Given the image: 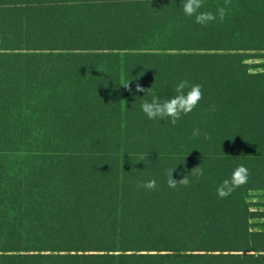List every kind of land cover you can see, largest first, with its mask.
Here are the masks:
<instances>
[{"label":"trees","instance_id":"16d2710c","mask_svg":"<svg viewBox=\"0 0 264 264\" xmlns=\"http://www.w3.org/2000/svg\"><path fill=\"white\" fill-rule=\"evenodd\" d=\"M184 2L0 0V264H264V0ZM181 79L197 107L149 120Z\"/></svg>","mask_w":264,"mask_h":264},{"label":"clouds","instance_id":"9594fccd","mask_svg":"<svg viewBox=\"0 0 264 264\" xmlns=\"http://www.w3.org/2000/svg\"><path fill=\"white\" fill-rule=\"evenodd\" d=\"M201 0H185L183 4V13L188 17H195L197 24H206L208 22H214L219 16L220 19L224 17V9L220 8L217 10V14L214 15L210 11H200ZM129 82V81H128ZM128 82L124 83V87H128ZM202 86L200 84H189L187 80L181 79L176 83L174 92L175 94L168 99H161L158 95L153 94L151 99H144L141 103V111L149 120H165L175 125L182 115H186L193 111L197 107L199 101L202 98ZM136 92H145L143 88L137 85ZM210 111H215L213 106ZM193 136H200L201 131L198 128H194L192 132ZM205 139H207V135ZM176 169V168H175ZM174 169V170H175ZM174 170L169 171L167 184L169 188L175 189L177 184L184 186L189 185L190 179L185 175L179 181L173 179L172 173ZM204 170L197 168L196 177L202 176ZM248 180V169L243 165H238L233 169L231 175L223 179L216 188L218 197L223 198L228 196L235 187L246 183ZM138 186L147 190H154L157 186L155 179L140 180Z\"/></svg>","mask_w":264,"mask_h":264},{"label":"rangeland","instance_id":"374dc122","mask_svg":"<svg viewBox=\"0 0 264 264\" xmlns=\"http://www.w3.org/2000/svg\"><path fill=\"white\" fill-rule=\"evenodd\" d=\"M259 62L260 60L249 61L250 64ZM250 201L254 203V206L252 207L253 210L256 209L257 211L264 213V192H252ZM252 223L255 225L256 229H260L264 226V217L255 218L252 220Z\"/></svg>","mask_w":264,"mask_h":264}]
</instances>
